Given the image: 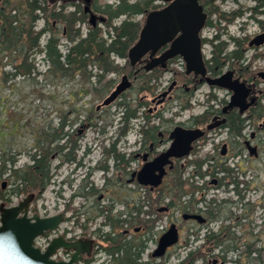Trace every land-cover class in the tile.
<instances>
[{
	"label": "rangeland",
	"instance_id": "374dc122",
	"mask_svg": "<svg viewBox=\"0 0 264 264\" xmlns=\"http://www.w3.org/2000/svg\"><path fill=\"white\" fill-rule=\"evenodd\" d=\"M96 1L98 3L115 2V0ZM130 1L132 2L134 0ZM155 3H159V1H156ZM243 3L246 5H254V2L251 1H245ZM228 6L230 7L225 9L226 12L237 7L233 4H229ZM72 9V6L66 7V11ZM248 14L249 12H246L243 17L233 19L232 22H227L224 19L219 22L218 15L214 13L209 16L212 24H207L208 27L203 32L207 41L202 48L204 57L207 60L212 57L213 44L210 41L214 40L213 43L216 44V25L224 27L220 38L227 43L226 51L233 49V45L229 40L230 36H242L244 33L252 36L259 31L257 21L254 18H247ZM122 19H124L123 16L119 17L115 20V23L118 24ZM135 19L140 20L143 23V15H138ZM43 23L44 20L39 19L36 23V28L42 27ZM243 23H246V25L244 26ZM241 26L244 27V30H241ZM80 27L83 36L86 33V26L81 25ZM48 34L49 33H46L40 38V47H43L45 44ZM65 43L66 39L62 37L59 45V49L62 52L65 51ZM263 51L264 49H259L257 51L248 49L244 51L241 64L243 66L246 63H250L249 69L243 72V74L245 73L244 76L249 77L254 72L264 67V57L258 58L256 56V54ZM30 58L33 59L37 71H40L41 73L46 71L47 64L44 65L45 61L43 60L42 52H33L30 55ZM110 59L114 61V64L120 66L124 65V67L126 66L123 58L110 56ZM5 62H7V60L3 59L1 63ZM0 69V71L14 72V69L10 64H0ZM129 71H127V73ZM122 73L125 72H111L107 74L106 78L110 77L115 79L118 83L121 79ZM148 73L145 71L140 72L139 78L133 81L130 89L123 92L124 95L122 97L116 99L112 104L103 107L101 112H96L95 107L102 99L94 96L92 92L86 94L83 91H80V95L75 94V90L79 89V85H81L80 81H78V77L75 79H57L56 77V79H53V82L50 76L44 74H36L35 81L30 77L17 75L4 83L2 81V72H0V121H2V124H0V147L6 149L7 152L10 151V155L17 153L14 156L15 163L13 168H20L25 164H31V160L27 153L34 151L36 140L43 131L50 127L53 129L56 126L60 109L63 116L65 115L68 119H77V121L75 120L76 122H79L80 119L82 120L86 116L85 110L87 109L94 114L92 115V118H95L94 123H96V126L91 128L90 126L83 125V133L77 136L78 147L75 156L76 161L82 162V166H77L76 162L65 166L62 170H57V160L51 157V182L38 197L34 198L29 206L30 215L38 213L40 216H49L62 212L64 215V221L58 225V230L64 235L67 234L65 235L67 238L70 236V238L87 236L95 238L98 249L97 253L91 258L94 260L92 264H105L101 262V260H105V253L99 250L104 249L103 247L105 245L102 241V235L106 231H109V227L102 224L104 216L96 214L99 213L101 207L109 208L110 205H113L110 215H117L123 208L118 195L117 171L116 169H111L113 161L111 158H108V148L111 147V143L115 137H120L119 143L117 142L116 144V152L123 153L125 158L128 157L129 153L133 152L138 147L139 138L136 139V130L146 120L143 116L137 120H131L130 123L127 124V131L125 134H122L121 127H123V124L118 118L117 103L125 99L130 102L132 108L136 107L137 101L144 103L139 109L142 112H147L150 121L154 118V122L150 123H157V117L154 116L157 113L160 114L163 123H175L184 122L192 116L200 115L206 109L210 108V106L214 109L218 106L220 101H225L227 99L226 90L217 87L213 88L203 82L199 84L196 89L190 88V91L187 94L177 91L175 94L180 95L181 98L175 96L174 98L167 100L163 106L155 109L151 101L154 96H157L162 90H164L172 80L176 79L179 82L185 81L184 76L180 77V73H184V62L182 60L174 61L166 71H162L157 80H149L146 75ZM145 83L147 86L151 87L150 92L140 90L141 85H144ZM260 83L262 87H264V83ZM187 103L190 107L184 109L183 106ZM262 103L264 105V97ZM138 115H140V113H138ZM97 116H101V119L97 120ZM262 118L263 117L256 120V122L262 123ZM83 123L86 124V122ZM102 129L105 131L104 134L100 133ZM249 129H252V127ZM259 136L264 140V131L259 132ZM207 141H203L205 144L204 150L196 152V154L198 158L201 157V159L205 155H214L213 159L217 161L218 149L214 148L216 142L211 141L213 143L211 146ZM235 151V149H232L230 154L224 158L223 161H226V164L229 166L232 164L237 165L239 161L241 167L247 169L245 173H236V175H238L237 177L247 181L251 188L250 193H248V202L251 208L250 217H246L245 221H247V219L251 220L253 230L256 229V227H259V232H262V230H264V196H261L262 192L264 193V148L262 155L258 158L250 156L247 150H243L239 154H235ZM86 152L88 153L87 155ZM1 154L2 151L0 150V156ZM191 157L194 159V154H192ZM188 160L190 159L188 158ZM96 164H106L109 166V171L108 173H105V175L106 177H109L110 180L109 182L105 180L107 182L106 186L104 176L95 168ZM10 166V164H7L8 168H10ZM130 166L134 167L135 162H132ZM187 172H189V168L183 169L181 176L184 177ZM8 175L9 173L0 176V195L2 194L4 196L2 199L0 198V203L3 202L6 206L16 204L25 196L24 194H11V189L14 187V184H12V179H9ZM62 180H66V183L62 184ZM3 182H5L4 187H2ZM257 186L261 187L256 189ZM91 188L100 191L88 193L86 195V191H90ZM211 189L212 188L205 190L204 197L206 199H210L213 194L211 193ZM138 194V197L130 202V208L138 203L142 191L139 190ZM100 196H102V198L99 199ZM232 197V199L237 198L233 195ZM7 198L10 199L9 202H6ZM254 199L259 201V203L254 201ZM237 203L239 204V202ZM234 212L236 214H242L245 212L244 207L240 209L236 204ZM104 213L106 214L107 212ZM177 219L180 224L184 225L180 217L177 216V210L174 209L172 220L175 222ZM158 221L160 224L165 225L167 223L168 225V218L164 214L160 215ZM134 226L137 227L138 225L128 226L131 232H133ZM149 233L150 232H148V234ZM114 234L115 232H112V235ZM133 236L134 234L131 233L130 238ZM135 236L136 240H140L141 235ZM184 239L185 234L182 232L178 244L172 247L162 258L163 264H177L185 256L187 249L184 248ZM197 240L198 239L195 241L199 244ZM148 241L149 240H146V242ZM245 241L243 243H245ZM64 253L69 254L70 251H64ZM238 256V254L229 253L226 257V264H234L229 262V260L236 259ZM210 257V253H201L195 264H209L208 260ZM152 261L155 262L154 260Z\"/></svg>",
	"mask_w": 264,
	"mask_h": 264
},
{
	"label": "trees",
	"instance_id": "16d2710c",
	"mask_svg": "<svg viewBox=\"0 0 264 264\" xmlns=\"http://www.w3.org/2000/svg\"><path fill=\"white\" fill-rule=\"evenodd\" d=\"M156 0H115L114 3H98L93 0L90 8L99 16L104 17L101 25L91 26L88 23V14L84 12L83 6L80 2L72 1H61L58 5L57 0H0V64H10L14 69V72L0 71L2 72V81L8 82L13 76H27L36 80V74H44L50 76L53 79H75L78 77L81 85L79 89L75 90V94L80 95V91L88 94L92 92L94 96L104 99L114 88L115 81L112 78H106L107 74L111 72H127L129 71V65L120 66L114 64V61L110 59V56H116L119 58H127V53L130 47L136 42L140 29L142 27V21L136 20L135 17L138 15H145L147 12L158 9L159 6L155 3ZM259 4L264 3V0H257ZM72 6L74 9L66 11V7ZM216 9L210 7L207 12L208 24L212 22L209 19L211 14H216ZM233 12L227 15L225 12L220 13L221 18L226 21H232L235 14ZM124 16L118 24L115 20L119 17ZM39 19H43V26L36 28V23ZM78 24H86L87 32L85 36L81 35L80 26ZM261 26L264 27V21L260 22ZM49 33L45 44L40 47V38L43 34ZM64 37L66 39L65 51L62 52L59 49L60 39ZM212 57L206 60V66L208 72L212 75L220 73V71L230 64L231 67L236 68L242 73L245 71L244 66L241 64L243 59L244 49L247 47L243 41L236 42V48L226 51L227 43L221 41L220 43H213ZM33 52H42L43 60L48 64V68L44 72L37 71L34 65L33 59L30 55ZM263 56L264 51L256 54V56ZM3 59L7 62L1 63ZM90 68V69H89ZM1 70V69H0ZM149 72L147 77L149 80L158 79L162 71ZM245 74V73H244ZM255 74V73H254ZM253 75V74H252ZM250 75L249 77H251ZM184 76V73H180V77ZM261 77V76H260ZM262 78V77H261ZM92 79L94 81H92ZM263 79V78H262ZM77 81V82H78ZM259 82V80H258ZM148 84V83H147ZM141 91L150 92L151 87L147 86L146 83L141 85ZM264 94V93H263ZM121 94L118 98L122 97ZM117 114H119V121L123 124L122 134L127 131V124L133 119L140 117L149 120V115L146 111L142 112L139 108L144 103L137 101L136 107L132 108L130 102L125 99L117 103ZM190 107L187 103L183 106L184 109ZM213 108L206 109L202 114L192 116L191 121L204 128L205 124L210 120ZM140 113V115H138ZM142 114V115H141ZM155 117L160 116L159 113L154 115ZM63 119L66 116L61 115ZM264 117V107L261 104L254 105L250 109H246V116L242 117L237 112H231L226 116L225 127L229 128V134L231 137L241 135L242 129L244 128V122L246 119H251L254 124L256 120ZM66 120V119H65ZM2 124V121H0ZM256 122V123H255ZM1 126V125H0ZM54 139L55 132L50 127L38 137L35 144L34 151L28 152L27 155L31 160V164H25L20 168H13L15 163V155L7 152L6 149L0 147L2 154L0 156V176L9 173L8 178L12 179L14 187L11 189V194H30L34 193L35 197H38L40 193L50 184L51 182V157L54 153ZM235 140V138H234ZM76 146L74 141L73 149ZM109 156L118 161L119 155L114 150L113 146L108 148ZM210 158L206 156L204 159L192 160L191 163L196 165L201 176L210 174L212 176L217 172L214 165H210ZM203 163H207L208 169L201 171ZM10 164V168L7 167ZM221 170H224L225 176L221 182L228 179L229 182L236 183V189L239 184V180L233 177L232 171L221 165ZM105 168V167H104ZM181 172L178 174L173 188H172V206L174 209L181 208L184 210V205L178 204L179 199L184 191V182L180 179ZM104 180L109 182L110 178L104 176ZM107 184V183H106ZM99 192L95 188H91L88 193ZM238 192V191H237ZM87 195V194H86ZM4 196L1 194L0 198ZM10 199H6L9 202ZM213 204V205H211ZM214 204L216 200L208 202V207L212 211L210 215L215 216ZM138 210H141L144 206L142 201H138L137 205H133ZM69 207V206H67ZM113 205L110 207H101L99 213L96 215L104 216L103 225L108 224L111 232L103 234L102 241L104 242V250L111 255H116L114 263L116 264H144L139 262L141 253L143 251L144 242L136 240L134 235L131 238H127V235L123 233L120 228L123 224L128 226L140 224L146 226V231H152L155 221L160 218V214L157 212V204L153 206L152 214L154 218L146 219L145 217H132L121 219V212L117 215H110ZM104 212H107L106 214ZM239 222V221H238ZM112 232H115L112 235ZM261 237L253 236L251 241H246L244 246L248 250L247 252L237 253L243 259H236L235 261L240 262L243 260L245 263H257L264 264V254L256 249V242ZM208 241L215 242V244H222L224 239L222 237L216 238L213 235L208 237ZM239 242L236 239L232 244H226V249L237 250ZM201 252H189L183 260L177 264H195V261L200 256ZM227 253H223L220 257L221 260H225ZM243 255V256H242Z\"/></svg>",
	"mask_w": 264,
	"mask_h": 264
},
{
	"label": "flooded vegetation",
	"instance_id": "af4514ba",
	"mask_svg": "<svg viewBox=\"0 0 264 264\" xmlns=\"http://www.w3.org/2000/svg\"><path fill=\"white\" fill-rule=\"evenodd\" d=\"M158 1V0H156ZM155 1V2H156ZM245 1H251L254 2V5H246L243 2ZM159 8H162L166 4L162 3H156ZM199 4L202 6L203 12L207 15L208 10L210 7L216 9V14L218 15V21L220 22L223 18H221L220 13H226L227 15L237 12L233 19H236L238 17H243L246 12H249L247 15V18H254L258 25H259V31L257 33H254L252 36L248 34H243L242 36H230L229 40L231 41L233 45V49L236 48V42L243 41L244 44H246V48L244 51L248 49H253L255 51L259 49H264V43L260 46H250V42L258 35L264 34V27L261 26L260 22L264 21V3L259 4L257 0H199ZM229 4H233L234 6H237L236 8H232L231 11L226 12L225 9ZM208 18V16H207ZM206 18V21L204 23L203 28L201 29L199 33L200 38V44L201 49L205 45L207 39L205 35L203 34L204 30L208 27V19ZM232 19V20H233ZM226 21V20H225ZM228 22V21H227ZM232 22V21H229ZM245 26L246 23H243ZM217 33L215 34V40L216 43H220L221 35L224 30V27L221 25H216ZM241 30H244V27L241 26ZM170 44H166L162 46L157 53L153 56V58H156L160 56L161 54L169 51ZM244 53V52H243ZM263 57V56H257ZM125 65H129L130 71L127 73H122L123 75H126L128 80L133 84V81L139 78V73L142 71H145L143 69L144 65L147 64L150 61V53H146L142 59L135 65L131 66L128 59L123 58ZM183 58L179 55H173L172 57L168 58L165 61V68H162L160 65L153 68L150 72L153 70H156L155 72L160 71H166L169 66L174 63V61H179ZM243 60V59H242ZM250 63L244 64V70H248ZM231 71L230 76V82L236 84L240 89L243 91L245 89H248V94L245 96V104L246 108L243 110V114L240 113L239 106H233L232 108H226L229 99L232 95V90H229L227 88H222L219 86H211V87H217L220 89H224L227 92V99L225 101H220L218 106L213 109L212 115L210 120L205 124L211 122V120L215 117L217 118L216 121L225 118L226 116L231 112H237L238 114H241L242 117L246 116V109H250L254 105L261 104L263 107V97H264V87H262L260 82L264 83V78L262 79L260 77L261 73H264V67L260 69L257 72H254L251 77H246L241 72L243 70L239 71L231 67L230 64H226L224 68L220 71V73L216 75H212L209 72V77H220L221 75L225 74L226 72ZM146 72V71H145ZM148 73V72H147ZM121 76V78H122ZM184 79L185 81L179 82L178 80H172L168 86L162 90L157 96H154L151 101L153 103V107L157 109L158 107L163 106V104L175 96L180 95L175 94L177 91L184 92L183 94H187L190 91V88H197V86L203 82H200V77L195 76L193 73L187 74L184 71ZM115 81V79H113ZM121 80V79H120ZM259 80V82H258ZM92 81H94L92 79ZM116 82V81H115ZM120 82V81H119ZM118 82V83H119ZM114 85V87L118 84ZM172 86L170 92L165 97H158L161 93L168 91L169 87ZM132 87V86H131ZM114 89V88H113ZM102 102V100H101ZM101 102L98 104L100 105ZM97 105V106H98ZM95 107L96 112H101L102 108L105 106H101L100 108ZM86 116L79 122H76L77 119H71V118H65L63 119L61 117V109L58 112L59 118L58 122L56 123V126L53 128L55 132V139H54V153L52 158L57 160L56 163V169L62 170L65 166H68L71 163H76L77 166H82L81 161H76L75 152L77 150V136L81 135L83 133L82 127L83 125H87L92 127L96 126V123H94V117L92 118V111L89 109L85 110ZM160 115V114H159ZM101 119V116H97V120ZM154 120V118H152ZM76 120V121H75ZM153 120H145L142 125L139 127V141H138V147L133 152L129 153L128 157H124L123 153L116 152L119 155L118 161H116L113 156H109L108 158H111L113 161V165L111 169H116L117 171V186H118V195H119V201L122 203L123 208L120 211L121 212V219L125 220V218H132L136 216L145 217L146 219H151V214L153 210V206L155 207V204H157V212L159 214H164L168 218V225L170 226L173 223L172 220V213L174 210V207L172 206V188L173 185L178 178V174L183 171V169H189V172H187L184 177L180 176L181 182H184V191L181 195V198L179 199L178 204L184 205V210L181 208L176 209L177 210V216L180 217L181 221L184 223V225L180 224L178 222V219L175 221V224L178 229L179 236L182 232L185 234L184 239V248H187L191 252H201V253H211L213 255L214 263L213 264H220L219 255L220 253H243L247 252L251 249H246L244 246L245 240H252L253 236L261 237L256 242V249L261 251L264 254V233L259 232V227H256V229L253 230L251 220L247 219L245 221L246 217H250V211L251 208L248 206L245 209V212L236 215L233 211L236 203L232 199H225L223 202L214 204L215 207V216L210 215L209 212L212 211L211 208H209L207 205L208 202L206 201L204 195L205 189H219L221 186H223L221 183L222 176L215 177L212 181L209 183H206L200 180L203 179L204 176L200 175V171L196 169L194 166H191L188 164L190 160H188L187 155L182 157H176L175 155L180 152L179 148H174L171 150V155L168 158V162L163 164L162 160L160 159V156L164 153L168 152L172 144L174 143V140L177 139V137L170 138V135L176 128H181L185 130H196V129H203V127L193 123L191 121V118L187 119L184 122H162L161 116L157 117V123H150L154 122ZM161 121V122H160ZM83 122H86L84 124ZM253 121L251 119H246L244 122V128L247 126L253 127V131L249 135V137H244V140H241V135L236 137H231L229 134V128L225 127V123L216 127L215 132L218 135H221L222 132L226 131L227 135L226 138L222 139L221 142L215 147H219V156L220 159L227 157L232 149H235V152L240 153L244 149H249L248 146H254L256 147V158L260 157L262 155V151L264 148V140H262L259 136V132L264 131V128L262 125L260 126V123H256L255 125L252 123ZM243 128V129H244ZM242 129V130H243ZM101 134H104L105 131L102 129L100 132ZM205 136V135H204ZM203 137H198L195 140H193L190 143V151L189 153H192L197 149L198 144L200 140L204 139ZM209 134L206 135L208 137ZM120 137H115L114 140L111 143V147L113 146L114 150H116V144L119 143ZM234 138H237V140H233ZM80 139V138H78ZM74 141H76V146L73 149ZM249 142V145L247 144ZM177 143V142H176ZM223 144L226 145L224 154H221L223 150ZM180 147V146H179ZM88 153L86 152V155ZM135 162V166L131 167V163ZM189 166V167H188ZM105 167V168H104ZM96 170H101L103 173H108L109 166L106 164L102 165H95ZM91 169V168H90ZM202 171V170H201ZM203 172V171H202ZM141 173V174H140ZM140 174V175H139ZM146 181H152L156 182L159 181L157 185L155 184H145ZM62 184L66 183V180L61 181ZM105 186H106V181ZM195 182L197 183L195 185ZM247 186V185H246ZM261 186H257L259 188ZM247 188H239L240 192L239 194L244 197L247 192ZM249 189V188H248ZM139 190L142 191V195L139 199V201H142L144 206L141 210H138L134 206L130 208V202L132 200H135L138 197ZM86 194H88V191H86ZM263 196V195H262ZM102 198V196L99 197V199ZM212 200V199H211ZM137 205V204H136ZM213 205V204H211ZM161 209V210H159ZM202 215L203 221L199 222L197 219L194 218H183L184 215ZM239 221V222H238ZM125 224H123L124 226ZM146 232V226L144 225H138L133 230L134 235H140ZM210 235L215 236L216 238L222 237L224 239V242L222 244H215V242L208 241V237ZM193 239V240H191ZM196 239L198 243H196ZM236 239L239 242V246L237 250L232 249H226V244H232L236 241ZM246 242V241H245ZM260 243V244H259ZM178 244V243H177ZM176 244V245H177ZM170 246L167 248V252L174 247ZM152 260L154 259H147L144 261V264H152ZM209 262V261H208ZM210 264V263H209ZM243 264H251L249 262H244Z\"/></svg>",
	"mask_w": 264,
	"mask_h": 264
},
{
	"label": "water",
	"instance_id": "95a60500",
	"mask_svg": "<svg viewBox=\"0 0 264 264\" xmlns=\"http://www.w3.org/2000/svg\"><path fill=\"white\" fill-rule=\"evenodd\" d=\"M63 1L83 2V10L88 14V23L93 27L98 22L104 21V17L97 15L91 10L90 4L92 0ZM160 1L166 5L160 9L151 10L146 13L139 36L128 50L127 58L130 65L132 67L135 66L146 53H150V61L143 67L146 72H149L158 65L165 68V61L168 58L173 55H179L183 58L187 74L193 73L195 76H199L200 82L204 81L210 86H219L232 90L233 93L226 108L239 106L240 113H242L247 107L245 96L248 94V89L242 91L240 87L230 82L232 72L228 71L217 78L207 76V68L201 53L199 38V32L204 26L206 14L203 12L199 0ZM263 43L264 34H260L250 42V46L254 45L258 47ZM166 44H170L169 51L153 58L157 51ZM260 76L264 78V73H261ZM131 86L132 83L128 80L127 76L123 75L120 82L97 108L110 105ZM172 86L173 84L169 87L168 91L161 93L158 97H165L170 92ZM216 119L214 117L201 130L176 128L170 135V138L174 136L177 139L174 140L171 149L160 156L163 164L167 163L168 158L172 156L171 150L179 148L180 152L175 155L176 157L187 155L191 148L190 143L193 140L199 136H203L205 130H212L226 121L225 118L218 121ZM261 125L264 128V119ZM225 147L226 145H223L221 154H224ZM248 148L250 155L256 157V147L248 146ZM144 183L157 185L159 181H146ZM4 186L5 182L2 183V187ZM34 198L35 194L30 193L16 204L6 206L3 202L0 203V264H76L83 259L84 255H90L93 244V240L91 239L67 241L60 235L53 238L44 251L35 246V238L43 235L46 231L54 230L63 221V214L60 212L45 217H41L37 213L28 215L30 203ZM183 218H194L199 222L203 221L200 215L185 214ZM178 238V229L173 223L159 238L157 248L152 253V256L160 257L164 255L168 247L177 243ZM57 248L72 250L70 259L68 261L52 259L51 255Z\"/></svg>",
	"mask_w": 264,
	"mask_h": 264
},
{
	"label": "built area",
	"instance_id": "2783aa9c",
	"mask_svg": "<svg viewBox=\"0 0 264 264\" xmlns=\"http://www.w3.org/2000/svg\"><path fill=\"white\" fill-rule=\"evenodd\" d=\"M249 128H251L250 126H247V127H245L244 129H243V131H242V135H241V137H239V138H241V139H244V137H249V135L251 134V132L253 131V127H252V129H249ZM224 133V134H223ZM226 135H227V133H226V131H224V132H222V134L221 135H218L215 131H213V132H210L209 133V136H208V141H207V143H209V144H211V146L213 145V143L212 142H216V144H214V148H216L215 147V145H217V144H219L220 142H221V140L222 139H224V138H226ZM209 140H210V142H209ZM212 141V142H211ZM204 148H205V144L204 143H202V142H199V144H198V147H197V150L195 151V153H194V157L193 158H198V156H197V154H196V152H199V151H201V150H204ZM216 149H218V151H217V153H219V150H220V148L219 147H217ZM211 151H213V150H211ZM192 154L189 156V159H192ZM212 157H214V155H211ZM199 158H201V157H199ZM226 158V157H225ZM223 159L224 158H222V159H220V158H218V154H217V161H215L213 158L210 160V164L211 165H214L215 167H216V170H217V172L215 173V175L214 176H212V175H210V174H207V175H205L204 177H203V179L202 180H200V182L202 183V181H204V182H209V181H211V180H213L215 177H220V176H222V177H224L225 176V172H223L224 170H221L220 169V167H222L221 165H223V166H225V167H227V168H229L231 171H232V174L234 175L233 177H236L237 178V180H239L240 182H239V184H238V187H237V189H236V183L235 182H229L228 181V179H225L221 184L223 185V186H221V188H219V189H211V193H213L212 195H211V197H210V199H206V201H210L211 199L213 200V199H215L216 200V203H221V202H223L225 199H232L233 197H232V195L233 196H235V197H237V198H235V199H232L233 201H235V203L237 204V206H239L240 207V209H242L243 207H244V211H245V209L249 206V200H248V193H250V185H249V183H247V181H245V180H242V179H239L237 176L238 175H236V173H245V171L247 170L246 168H242L241 167V164L239 163V161H238V163H237V165H235V164H232V165H227L226 164V161H223ZM191 166H194V167H196V165H194V164H192ZM220 166V167H219ZM192 167H190L189 169H191ZM207 169V165L206 164H204V165H202L201 166V170L202 171H205ZM197 183L195 182V185H196ZM247 185V186H246ZM245 187H248L247 188V192H246V195H244V197H242L240 194H239V192H240V190H239V188H245ZM206 190V189H205ZM205 190H204V193H205ZM238 191V192H237ZM264 196V193L262 192V194H261V196ZM205 196V195H204ZM262 196V197H263ZM261 200V199H260ZM254 201H256V202H258L259 203V201H257L256 199H254ZM237 202H239V204L237 203ZM261 202V201H260ZM236 207V206H235ZM235 209V208H234ZM234 211V210H233ZM236 214V213H235ZM166 226H167V224H160V222L159 221H157L156 223H155V226H154V228H153V231L150 233V234H146V235H144L143 237H142V239L145 241V247L143 248V252L141 253L142 254V256H143V259H146V257H147V255L149 254V253H151L152 251H153V249L155 248V245H156V241L158 240V237L160 236V234L165 230V228H166ZM58 231H60V230H57L56 232H54L53 234H50V235H48V236H45V237H41V238H38L37 239V241H36V243H37V245L41 248V249H44L46 246H47V244H48V242H49V240L51 239V237H53V236H55V235H57V234H63L61 231L60 232H58ZM65 235H67V234H65ZM71 237V236H70ZM69 237V238H70ZM67 238V237H66ZM75 238V237H74ZM146 240H149L148 242H146ZM191 240H193V239H191ZM187 249V248H186ZM101 251V250H100ZM187 251H189L188 249H187ZM187 251H186V253H187ZM103 252V251H102ZM105 253V252H104ZM69 256H70V253L68 254H65L64 253V251L63 250H58V252L56 253V254H54L53 255V258H61V259H64V260H67L68 258H69ZM104 256H105V258H106V261L104 262L105 264H111L112 263V256L111 255H106V254H104ZM116 256V255H115ZM94 260H91V261H89L88 263L89 264H92V262H93ZM86 262L85 261H83V262H80L79 264H85ZM221 264H226V262L225 263H221ZM237 264V263H236Z\"/></svg>",
	"mask_w": 264,
	"mask_h": 264
}]
</instances>
